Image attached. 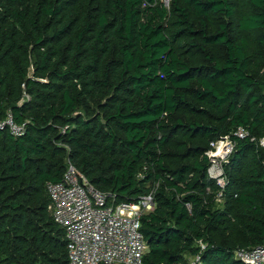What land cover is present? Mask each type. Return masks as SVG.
Returning a JSON list of instances; mask_svg holds the SVG:
<instances>
[{"label": "trees", "instance_id": "obj_1", "mask_svg": "<svg viewBox=\"0 0 264 264\" xmlns=\"http://www.w3.org/2000/svg\"><path fill=\"white\" fill-rule=\"evenodd\" d=\"M0 264H67L47 183L151 195L142 264H239L264 244V0H0ZM231 136L227 184L209 144ZM189 206V208L187 207ZM201 245L203 248H201Z\"/></svg>", "mask_w": 264, "mask_h": 264}, {"label": "built area", "instance_id": "obj_2", "mask_svg": "<svg viewBox=\"0 0 264 264\" xmlns=\"http://www.w3.org/2000/svg\"><path fill=\"white\" fill-rule=\"evenodd\" d=\"M6 127L15 137L24 130V126L15 125L10 116L0 123V129ZM232 136L249 139L264 148V137L255 140L243 128H238ZM234 148L235 141L227 136L211 142L205 153L209 161L207 177L219 188L217 201L227 184L224 165ZM46 192L50 216L64 231L67 264H142L147 244L140 231V216L153 210L151 195L136 204L116 205L109 195L96 190L72 165L67 166L60 182L47 183ZM233 258L241 264H264V244L234 251ZM194 261L198 262V258L192 264Z\"/></svg>", "mask_w": 264, "mask_h": 264}, {"label": "rangeland", "instance_id": "obj_3", "mask_svg": "<svg viewBox=\"0 0 264 264\" xmlns=\"http://www.w3.org/2000/svg\"><path fill=\"white\" fill-rule=\"evenodd\" d=\"M163 4L166 5V7L169 6L170 0H160ZM216 207L217 208H223V201L220 199L219 201L216 200ZM48 213L50 214V211L48 210Z\"/></svg>", "mask_w": 264, "mask_h": 264}, {"label": "bare ground", "instance_id": "obj_4", "mask_svg": "<svg viewBox=\"0 0 264 264\" xmlns=\"http://www.w3.org/2000/svg\"><path fill=\"white\" fill-rule=\"evenodd\" d=\"M237 251V250H236ZM236 262H238L239 264H241V262H239L238 260H235Z\"/></svg>", "mask_w": 264, "mask_h": 264}]
</instances>
